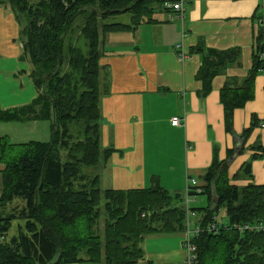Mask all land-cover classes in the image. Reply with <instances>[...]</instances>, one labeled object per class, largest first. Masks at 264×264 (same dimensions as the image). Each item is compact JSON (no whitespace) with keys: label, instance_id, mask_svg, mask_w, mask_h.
<instances>
[{"label":"trees","instance_id":"obj_1","mask_svg":"<svg viewBox=\"0 0 264 264\" xmlns=\"http://www.w3.org/2000/svg\"><path fill=\"white\" fill-rule=\"evenodd\" d=\"M155 2L161 0H0L11 6L18 20L26 21L21 58L31 64L37 91L25 105L0 106V122L51 124L49 141L12 142L8 135L0 136V163L5 165L0 264H141L146 235L185 231L183 196L156 178L150 187L101 188L102 171L113 151L102 147V96L109 93L100 64L107 51L105 37L153 21ZM123 13L132 15L130 24L108 22ZM82 15L85 21L78 24ZM81 38L87 52L79 45ZM263 50L260 32L247 78L242 84L228 79L221 89L228 132L233 130L235 110L254 98L255 79L264 68L259 56ZM193 51L202 53L197 72L202 95L211 91L216 75L240 63L239 47L217 50L201 42ZM253 121L241 135V147L229 149L225 159L214 152L201 176V191L189 190V195H206L209 201L206 207L192 208L201 214L203 227L192 238L197 247L193 264H264V231L253 229L264 224V184L240 187L232 183L228 171L231 157L246 149L247 138L259 123L257 116ZM250 149L253 153L240 170L248 178L252 162L264 156V145ZM91 168L96 170L89 172ZM223 207L229 218L226 224L215 216ZM213 221L217 230H207Z\"/></svg>","mask_w":264,"mask_h":264},{"label":"crops","instance_id":"obj_2","mask_svg":"<svg viewBox=\"0 0 264 264\" xmlns=\"http://www.w3.org/2000/svg\"><path fill=\"white\" fill-rule=\"evenodd\" d=\"M260 3L261 0H186L183 19L163 10L152 14L153 21L136 29L106 35L107 51L100 59L109 85V93L102 96V147L113 149L102 171L101 181H108L106 188L150 187L156 178L163 187L184 198L185 191L193 188L191 178L197 185L203 184L201 176L212 163L215 151L225 159L229 149L241 147V135L253 124L254 116L259 123L248 136L246 149L229 160L228 171L232 183L238 186L264 184V156L252 162L251 178L234 177L250 159L251 146L264 145V70L255 79L254 98L235 110L231 132L226 130L220 100L228 79L242 84L247 78L260 32L264 40ZM16 20L11 6L0 4V106L4 109L25 105L37 95L30 77L31 64L21 58L23 36ZM201 42L205 48L241 49L240 63L216 75L207 95L201 94L203 82L197 78L202 53L193 51ZM177 45L180 52L188 54L186 60L178 58ZM174 116L182 119L181 125L171 124ZM11 123L28 125L29 138H39L34 136L40 130L44 132L41 140L46 141L51 131L48 121L0 122V136H13L12 131L6 133L4 126ZM4 169L0 163V192ZM186 236L185 231L146 235L141 264L182 263L187 255Z\"/></svg>","mask_w":264,"mask_h":264},{"label":"built area","instance_id":"obj_3","mask_svg":"<svg viewBox=\"0 0 264 264\" xmlns=\"http://www.w3.org/2000/svg\"><path fill=\"white\" fill-rule=\"evenodd\" d=\"M185 2L186 0H161L160 5L161 8L165 11L168 12H174L176 13L177 17L183 19L185 15ZM259 21L261 26L264 27V0H261L260 3V17ZM180 45H177V48L179 49ZM260 58L263 60L264 64V50L260 53ZM178 58L180 60H186L188 58V54L180 52V49L178 51ZM264 70V68H263ZM262 70V71H263ZM182 119L178 116H174L171 119V124L173 126H179L181 125ZM264 127V123L262 124ZM190 186L195 187V190L198 192L201 191V188L198 187L197 181L194 179H190ZM189 190H192V188L189 187V189L186 191L187 194L184 195V209L186 212V239L184 241V247L186 249V260L182 264H193L196 260V251L197 247L196 245L192 242V238L195 236H198L202 231L203 227L201 226V216L199 217V213L195 210H193L190 207V199H189ZM215 219V218H214ZM218 228V224H216V221H213L207 226V230L210 231H216ZM245 228H249V226H245ZM253 229L257 231H264V224H259L253 227Z\"/></svg>","mask_w":264,"mask_h":264},{"label":"rangeland","instance_id":"obj_4","mask_svg":"<svg viewBox=\"0 0 264 264\" xmlns=\"http://www.w3.org/2000/svg\"><path fill=\"white\" fill-rule=\"evenodd\" d=\"M153 8H154V13L153 14L160 13L161 11L163 12V9H161V5H160L159 2H155L153 4ZM131 18H132L131 14L123 13V14H118V15H114V16L110 17L108 22H119V23L130 24L131 23ZM16 19H17V17H16ZM84 21H85V16L84 15L80 16V18L77 19V23L78 24H81ZM16 22H17L16 24H17L18 28L22 29V27H23V25L25 24L26 21H25V19H23L22 21L17 19ZM110 36H114V35H110ZM79 45L81 46V48H82V50L84 52H87L88 46H87L86 40L84 38H81V41H80ZM21 55H22V53H21ZM103 71L104 70L102 68V74H103ZM102 74H101V77H102ZM15 124H18V123H11V124H5L4 125L6 127V129H7L6 133H8L10 131H12V133H13L12 134L13 136H8L10 141L15 142V141H29V140H41V139H44V136H43L44 132L42 133L40 130L35 131L37 136H34V137H39V138H29L30 137V136L28 137L29 129H26L28 127V125H25L24 127H21L20 125H15ZM15 126H19V127H17L18 131L14 134L13 129L15 128ZM35 133H33V134H35ZM50 135H51V131L46 136V139H48L46 141H49L51 139ZM20 139H24V140H20ZM41 141H44V140H41ZM87 170H89V172H91L92 170H96V168H91V169H87ZM238 171H239V177H240L242 175V173H241L240 169ZM107 185H108V181L106 179H104L103 182L101 183V188L105 189L106 187H108ZM185 194H187L186 191H185ZM188 196H189V199H190V207H206L208 205V203H209L208 202V198H207L206 195L198 194L196 196H193V195H188ZM200 216H201V214L199 213V217ZM215 216L217 217V221L220 222V223L226 224V223L229 222V218L227 216V213H226V210H225L224 207L219 209V210H217L215 212ZM14 233H15V229H13L11 231V234H14Z\"/></svg>","mask_w":264,"mask_h":264}]
</instances>
